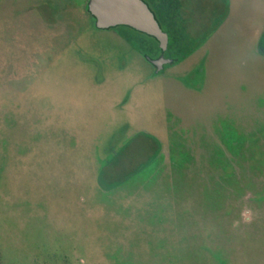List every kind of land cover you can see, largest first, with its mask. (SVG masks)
I'll return each instance as SVG.
<instances>
[{
	"label": "rangeland",
	"instance_id": "1",
	"mask_svg": "<svg viewBox=\"0 0 264 264\" xmlns=\"http://www.w3.org/2000/svg\"><path fill=\"white\" fill-rule=\"evenodd\" d=\"M42 1L0 0L1 264H264V0H184L158 73Z\"/></svg>",
	"mask_w": 264,
	"mask_h": 264
},
{
	"label": "trees",
	"instance_id": "2",
	"mask_svg": "<svg viewBox=\"0 0 264 264\" xmlns=\"http://www.w3.org/2000/svg\"><path fill=\"white\" fill-rule=\"evenodd\" d=\"M76 3V0H66L65 5L70 2ZM147 3L150 10L153 12L156 20L158 21L160 27L163 31H165L168 35V46L165 51V56L172 58L173 62H178L186 56V52H184V43L188 39L186 32H188V23L185 21L186 15L183 10V1L184 0H143ZM87 0H83L81 2V11L83 14L92 18V16L87 11ZM41 11L45 14H50L54 11L53 9H57L54 4H52L49 0L42 1ZM92 22L94 24V19L92 18ZM117 27H126V26H117ZM129 30L136 33V35H132L130 32L124 34V38L128 41L134 48H136L140 53L144 54L151 53L153 56H157L160 53L157 42L151 36H148L144 33L135 31L129 27H126ZM146 38L151 39L153 41V45L146 43ZM258 53L264 56V34L258 41L257 45ZM172 62V63H173ZM148 165L143 166L138 172L140 175L138 179H145L148 182L153 179H158L160 172L163 169L161 163H158V159L152 160L147 163ZM152 164H154V168L150 173H146L145 169H148ZM164 165V164H163ZM137 179V178H136ZM134 180V179H133ZM145 180H142L145 182ZM131 181V180H130ZM124 183V182H123ZM126 183V182H125ZM1 264V260H0Z\"/></svg>",
	"mask_w": 264,
	"mask_h": 264
},
{
	"label": "water",
	"instance_id": "3",
	"mask_svg": "<svg viewBox=\"0 0 264 264\" xmlns=\"http://www.w3.org/2000/svg\"><path fill=\"white\" fill-rule=\"evenodd\" d=\"M86 7L97 29L126 26L154 38L160 53L155 58L146 56V59L154 66L155 73L173 62L165 56L168 35L143 0H87Z\"/></svg>",
	"mask_w": 264,
	"mask_h": 264
}]
</instances>
